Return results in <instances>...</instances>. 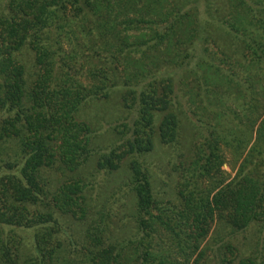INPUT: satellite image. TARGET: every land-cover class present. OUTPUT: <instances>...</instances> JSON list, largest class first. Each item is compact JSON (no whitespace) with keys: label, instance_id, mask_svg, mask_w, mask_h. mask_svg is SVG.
<instances>
[{"label":"trees","instance_id":"obj_1","mask_svg":"<svg viewBox=\"0 0 264 264\" xmlns=\"http://www.w3.org/2000/svg\"><path fill=\"white\" fill-rule=\"evenodd\" d=\"M0 264H264V0H0Z\"/></svg>","mask_w":264,"mask_h":264},{"label":"rangeland","instance_id":"obj_2","mask_svg":"<svg viewBox=\"0 0 264 264\" xmlns=\"http://www.w3.org/2000/svg\"><path fill=\"white\" fill-rule=\"evenodd\" d=\"M108 108V107H107ZM112 112H107L106 115H112L114 109L110 110ZM104 135H106L104 133ZM101 140H109L108 137H103ZM155 150L151 153L150 157H148V161L151 163L153 167V173L156 180V187L155 191L160 193V196H164L165 198H170L176 182L179 181V171H175V159L171 153V150L168 149L166 146L162 145L159 142V139L156 138ZM223 157H224V165L221 167L219 166L215 172L211 175L205 176L200 180L201 191L204 194L209 193L210 191L215 190L217 187L226 185L230 183L232 180L235 179L237 176L240 165L242 163L243 158H236L231 150L224 148L223 149ZM95 158L92 159V162H89L88 165L85 167V172L90 174L92 172V163L94 162ZM126 167L123 166L121 170H119L111 177V182H108V186H113L114 184H124L125 179L127 178L128 173L126 172ZM106 176L105 174H101L99 177V181L105 182ZM105 191L108 190L104 187L101 189V192L104 194ZM124 203L132 204L131 196H125ZM118 207L119 204H118ZM128 208V205L125 206ZM241 237H245L242 235ZM241 237H239L241 239ZM155 240L157 247L164 248L169 254L175 256L176 255V248L169 238V236L164 231H159L155 235Z\"/></svg>","mask_w":264,"mask_h":264}]
</instances>
